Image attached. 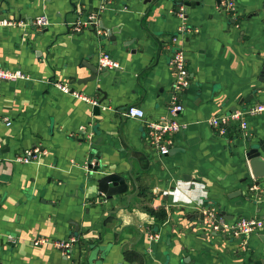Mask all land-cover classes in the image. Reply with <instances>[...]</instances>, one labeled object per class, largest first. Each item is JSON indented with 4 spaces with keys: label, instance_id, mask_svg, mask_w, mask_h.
<instances>
[{
    "label": "crops",
    "instance_id": "1",
    "mask_svg": "<svg viewBox=\"0 0 264 264\" xmlns=\"http://www.w3.org/2000/svg\"><path fill=\"white\" fill-rule=\"evenodd\" d=\"M103 1L0 0V18L23 23L0 29V64L29 76L0 85V264H263L264 228L242 250L238 240L204 226L201 215L208 205L227 219L264 215V178L251 189L246 158L256 147L264 159V114L247 117V133L234 125L223 136L207 123L264 101V0H235L227 15L219 0H187L198 3L186 7V23L195 31L181 42L190 84L175 117L186 128L174 135L176 150L162 156L148 147L143 121L122 113L132 105L147 120L168 115L167 42L180 24L175 0H105L99 11ZM73 3L81 16L99 12L110 31L100 49L93 31L67 27L78 16ZM37 15L50 21L40 31L29 24ZM99 50L120 67L79 83L91 74L85 65H97ZM55 82L81 97L106 96L100 113ZM84 133H92L105 170L127 179L126 193L107 199L89 181ZM34 148L44 151L38 162L14 161ZM146 206L164 208L166 218L157 221ZM150 229L157 238H149ZM37 237L77 240L64 255L34 244ZM108 244L101 261V251L88 261L92 247Z\"/></svg>",
    "mask_w": 264,
    "mask_h": 264
},
{
    "label": "built area",
    "instance_id": "2",
    "mask_svg": "<svg viewBox=\"0 0 264 264\" xmlns=\"http://www.w3.org/2000/svg\"><path fill=\"white\" fill-rule=\"evenodd\" d=\"M181 2L185 0H180ZM106 8V1L104 0L100 6L99 11ZM220 12L225 15L234 13L235 0H219ZM78 16L74 21L68 22L71 33H79L84 29L90 27L96 28L97 35H102L103 31L98 28L99 12L90 13L87 17L81 16V10H77ZM174 14L180 20V24L176 32L171 35L167 42V47L170 49L169 64L173 72V83L170 91V98L168 103V115L161 116L157 120H147L144 117V111L137 106H128L123 111L124 117H137L143 121L145 127V140L148 147L157 155H166L174 146V135L186 128L184 123L178 122L175 117L183 110L181 102L183 92L190 84V75L187 67V60L181 42L184 38L190 35L195 29L186 23V6L181 3L174 9ZM23 23L8 19L0 18V29L7 26L21 25ZM30 26L40 31L46 28L50 21L45 15H37L29 22ZM100 49V47H99ZM97 66L99 68L117 69L120 67L119 61L114 59L108 52L99 50L97 55ZM27 80L29 76L20 69L9 70L5 69L0 64V85L1 81H15ZM55 88L59 91L70 94L72 96L85 99L91 104H95L96 100L81 97L77 92L72 90L67 83H54ZM264 114V101L248 103L240 106L229 113L211 116L207 123L219 135L225 136L230 126H236L240 132L247 133L248 123L247 117ZM3 123L9 125L11 121L7 118L1 119ZM44 151L37 148L26 150L21 155L14 158V161L21 163H30L32 161L38 162ZM255 189V185L251 189ZM202 224L206 226L215 235L222 238H229L239 241L240 248L243 250L247 244V238L252 233H257L264 228V215L261 217H238L235 219H227L220 213V210L215 206H205L202 208ZM149 238H157V233L148 230ZM75 237H70L67 240H52L48 238L37 237L33 239L34 244H48L59 249L62 254L68 255V250L76 242Z\"/></svg>",
    "mask_w": 264,
    "mask_h": 264
},
{
    "label": "water",
    "instance_id": "3",
    "mask_svg": "<svg viewBox=\"0 0 264 264\" xmlns=\"http://www.w3.org/2000/svg\"><path fill=\"white\" fill-rule=\"evenodd\" d=\"M181 3H183L186 7L187 6L193 7L194 5L198 4L197 2H193V1L185 0L181 2L180 0H175L174 5L175 7H177ZM72 12L77 13V7L75 3L72 4ZM93 12L95 11L86 13L84 14L83 17H87L90 13H93ZM67 27L70 29L71 26H69L68 24ZM98 28L104 32V35H97L96 28L94 27H90L89 29L93 31L94 37L96 38L97 47L99 48L102 45L100 43L102 37H104L105 35L107 36V34H110V31L108 33H105V29L103 25L100 23V19L98 20ZM124 45H127V44L124 43ZM85 66L87 67V69L90 71L91 74L81 79L79 83L95 81L98 79L99 75H104V73L109 71V69L99 68L97 65L90 64V65H85ZM259 81L260 82L264 81V62L262 63V66L260 68ZM96 91H101V89L97 88ZM105 98L106 96L102 97L101 99L97 100L95 104L92 105V111L94 115H98L100 113L102 109L101 103L103 100H105ZM234 109L236 108H233V110ZM84 134H85V138L86 139L88 138L87 141L89 144V153H88V159H87V168L89 170L88 171L89 181L93 180L96 183L98 192L107 199H110L116 195L126 193L128 190L127 179L120 173L105 170L107 163L105 161L103 162L104 160L103 155H102L103 153L101 151L96 150V148L94 147L93 138H92L93 135H91L92 133L90 134L84 133ZM174 150H176L175 147H173L170 150V152ZM246 158L248 161V168L250 171V175L254 179L253 183L250 186H253L254 184L255 185L258 184L261 178H264V159L261 156L260 151L256 147H250L248 149V151L246 152ZM220 213L224 215L226 218H230L226 215V212L224 210H221ZM201 222H202V215H201ZM108 249H109V244L106 245L103 249L100 247H95V246L92 247V249L90 250V254L88 256V261H90L91 259H94L98 251H101L99 254V259L101 261L104 258ZM262 263L264 264V261Z\"/></svg>",
    "mask_w": 264,
    "mask_h": 264
},
{
    "label": "trees",
    "instance_id": "4",
    "mask_svg": "<svg viewBox=\"0 0 264 264\" xmlns=\"http://www.w3.org/2000/svg\"><path fill=\"white\" fill-rule=\"evenodd\" d=\"M145 210L151 215L153 216L157 221H162L164 218H166V211L164 208H157L154 209L150 206H146ZM152 231V230H151Z\"/></svg>",
    "mask_w": 264,
    "mask_h": 264
}]
</instances>
